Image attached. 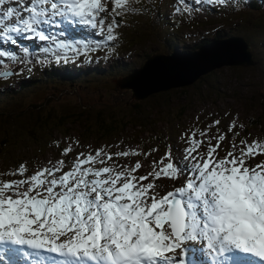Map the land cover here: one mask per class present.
Listing matches in <instances>:
<instances>
[{
    "label": "rangeland",
    "instance_id": "rangeland-1",
    "mask_svg": "<svg viewBox=\"0 0 264 264\" xmlns=\"http://www.w3.org/2000/svg\"><path fill=\"white\" fill-rule=\"evenodd\" d=\"M199 1L184 0L186 12L176 14L171 10L177 0H128L114 6L107 1L103 12H117L119 20L113 23L119 26L114 29L116 36L109 35L99 46L104 56L88 59L80 55L78 60H86V67L72 61L66 67H55L49 64L54 57H74L70 54L73 50L53 44L59 39L57 35L64 32L47 33L41 14L35 9L27 10L29 0H0V47L17 45L19 39L29 45H41L33 60L24 51L18 56L0 55V112L26 109L42 101L54 111L89 106L94 123L92 116L97 114L130 116L146 112L147 105H152L150 112L154 116L153 109L160 111L141 130L128 126L114 139L108 136V141L101 142L87 141L78 125L70 121L53 132L45 148L23 135H5L0 128L2 232L60 248L68 245L102 252L105 246L99 243L81 244L97 219L121 220L120 214L134 210L141 214L146 204L157 198L168 205L172 197L180 196L179 190L197 188L212 176H223L227 173L224 168L261 151L264 0L258 10L248 9L242 0H205V8L198 5ZM148 4L154 11L149 13L144 8ZM105 25L106 22L103 28ZM91 26L92 31L97 30L92 23ZM230 36L248 42L253 59L258 62L256 67H224L192 86L167 90L169 104L166 99L146 103L139 109L128 108L136 103L131 93L141 91L133 87L142 89L141 93L145 90L147 97L163 90L154 86L156 92L150 93V86L145 84L149 73L125 80L140 70L149 56H156L151 71H158L170 62L177 65V59L164 60L157 55L167 56L174 51L193 53L205 39L211 42ZM118 39L123 40L117 42ZM69 43L84 52L95 49L98 41L92 34H76L69 38ZM118 44L122 46L117 48ZM8 70L12 74L3 77ZM67 72L74 73L72 80L63 75ZM165 75L163 85L174 82L172 73ZM22 80L30 81L31 86L20 89ZM187 80L188 76L181 79ZM152 134L159 135V140L149 144L147 138ZM258 159H262L261 154ZM263 164L264 159L249 162L263 168L256 174L258 177L264 175ZM191 171L194 178L188 183ZM171 178L174 180L170 181ZM260 188L264 191V184ZM248 189L253 190L251 186ZM206 192L216 200L213 189ZM195 194L190 193L192 197ZM259 202L264 208V200ZM125 205L130 207L128 211L123 210ZM12 223H18L21 230H14ZM188 244L186 241L178 245L186 262L191 259Z\"/></svg>",
    "mask_w": 264,
    "mask_h": 264
},
{
    "label": "trees",
    "instance_id": "trees-1",
    "mask_svg": "<svg viewBox=\"0 0 264 264\" xmlns=\"http://www.w3.org/2000/svg\"><path fill=\"white\" fill-rule=\"evenodd\" d=\"M242 3L247 7L248 9L252 10H258L263 5V0H242ZM209 41L207 39L200 42V45L206 44ZM60 45H63L62 42H60ZM122 45H117V48H120ZM199 47V46H198ZM197 47V48H198ZM195 48V49H197ZM194 49V50H195ZM37 51V49H34L33 46H31V56L34 57V53ZM1 54L4 56L7 55V52L4 49H0ZM80 56H75L70 60H56L55 57L50 61L51 66H67V63L70 61L78 60ZM254 60V59H253ZM255 61V60H254ZM256 62L257 66L258 62ZM253 67V68H254ZM243 68V67H239ZM243 69H252V68H243ZM56 71V69H54ZM212 73V72H211ZM209 73V74H211ZM73 72H67L63 75L66 78H69L70 80L73 79ZM207 74V75H209ZM205 75V76H207ZM204 77L200 78L196 83L203 80ZM30 81L22 80L19 88L24 89L28 88L31 85L29 84ZM195 84V83H194ZM117 89L120 90V87L118 86ZM169 91H163L158 92L155 94H152L144 99H135L136 103H134V106L128 105V108H140L141 105H144L146 103H152V102H158L161 100H166L167 103H170V95L168 96ZM119 95H122V93H119ZM263 104H264V95L262 97ZM45 101H42L36 106H31L26 109H12L10 111L6 112H0V128L4 131L5 135H9L10 133L14 135H23L27 138H30L31 140L38 143V145H41L43 148L48 146V142L53 137V132L60 130L63 128L64 125L68 124V122L73 121L78 125V129L80 130V134L87 140V141H93V142H101V141H108L107 137L109 136L110 139H114L118 135H120L125 128L128 126H133L136 129H142L144 125H146V121L153 117H158L160 114V111L157 109H153L156 111V115L154 116L150 110L152 109V105L146 106V112L139 113V114H130L129 115H107L104 114H97L93 115L92 119L94 120V123H92L90 114H91V107L89 106H76L73 109H62L60 111H54L47 109L45 105ZM169 107V105H167ZM151 108V109H150ZM115 110V109H113ZM261 116H264V113L261 114ZM8 128H11L12 131L9 132ZM259 129H262L261 126H259ZM159 140V135H151L147 138L148 143L151 144L152 140ZM263 144V150H264V140L262 141Z\"/></svg>",
    "mask_w": 264,
    "mask_h": 264
},
{
    "label": "water",
    "instance_id": "water-1",
    "mask_svg": "<svg viewBox=\"0 0 264 264\" xmlns=\"http://www.w3.org/2000/svg\"><path fill=\"white\" fill-rule=\"evenodd\" d=\"M249 48L250 45L243 38L237 36L213 40L211 42L209 41L208 43L201 45L198 50L193 53H180L175 51L167 56L157 55V58H162L164 60H169V58L177 59L175 61L177 65L174 62H170L168 65H162L158 71H154L155 69L151 71L150 69V63L153 59H156V56H152L143 64L140 70L133 72L125 80L130 81L138 74L149 73L146 76L145 84L150 86V93L156 92L154 86H157L158 90L163 89L159 92L174 88L188 87L221 66L253 68L256 65V62L253 60ZM168 72L172 73L175 80L168 85H163L162 80ZM10 75L11 73H4L3 77H8ZM184 76H188L187 81H181ZM122 81L123 80L121 79L118 83L121 84ZM135 90L142 89L135 88ZM144 98H147L145 90L139 94L135 91L134 95L131 93L132 100Z\"/></svg>",
    "mask_w": 264,
    "mask_h": 264
},
{
    "label": "bare ground",
    "instance_id": "bare-ground-1",
    "mask_svg": "<svg viewBox=\"0 0 264 264\" xmlns=\"http://www.w3.org/2000/svg\"><path fill=\"white\" fill-rule=\"evenodd\" d=\"M152 62L150 63V69L152 70ZM225 66H221V67H219V68H217L216 70H214L213 72H215V71H217V70H219V69H221V68H224ZM212 72V73H213ZM136 82V81H135ZM133 90H135V88L133 87ZM142 91V90H141ZM141 91L139 92V93H141ZM184 162V161H183ZM207 193V192H206ZM205 193V194H206ZM214 192H212V194H213ZM211 194V193H210ZM198 208V207H197ZM198 215H199V213H200V211H198V212H196ZM210 227L212 228V229H214V225L213 224H210Z\"/></svg>",
    "mask_w": 264,
    "mask_h": 264
}]
</instances>
